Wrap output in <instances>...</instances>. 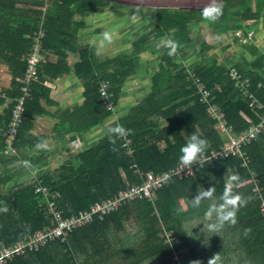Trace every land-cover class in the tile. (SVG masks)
Wrapping results in <instances>:
<instances>
[{
  "label": "trees",
  "instance_id": "obj_1",
  "mask_svg": "<svg viewBox=\"0 0 264 264\" xmlns=\"http://www.w3.org/2000/svg\"><path fill=\"white\" fill-rule=\"evenodd\" d=\"M236 1L241 2L237 8H233ZM108 4L110 2L102 0H0L2 55L7 56L3 50L6 45L19 44L17 40L23 39L29 29L34 35L43 25L46 33L44 55H47V59L58 57L53 64L50 61L44 64V60L40 64V78L32 85V97L25 101L24 122L15 142L22 131L30 127L32 118L43 114L40 100L49 91L42 82L44 68L49 67L50 70L54 66L59 68L64 65V70L70 72L69 53L79 55L80 60L74 69L79 77L87 81L86 104L91 110L85 131L115 114L101 98L103 80L112 81L118 106L127 81L136 71L137 61L158 38L170 36L180 50L195 41L189 25L207 22L201 18L200 10L159 8L157 26L152 33L134 43L132 53L101 63L96 50L77 42L82 22L77 23L75 19L86 13H102ZM262 13L264 0H252V6H249V0H225L221 18L207 23L210 28H217L219 33H237L245 28L247 35L253 27L248 22L258 20ZM12 24L27 25L29 28L23 26L24 31L13 32L20 26ZM32 43L31 40L28 55ZM210 48L205 44L204 51ZM175 55L166 52L160 77H168L166 62L173 64ZM263 64L264 57L259 56L246 66H236L249 79V92L263 102L261 109L243 94L231 79L229 69L221 66L218 60L201 63L194 69L207 87L214 91L216 98L211 103L222 109L227 124L238 134L258 124L264 115V88L259 87L260 83H264V73L261 72ZM25 69L27 62L17 77L22 76ZM174 78H177V86L170 89V84L165 87L158 84L155 92L123 119L122 125L117 128H123L124 134H108L97 146L79 156L77 168H66L67 172L61 180L56 181L54 177L45 175L41 181L12 190L7 198V209L0 202V249L27 240L38 231L53 226L51 204H55L64 217L69 218L141 184L143 178L140 173H162L177 167L181 163L180 147L193 133L207 140L204 157H209L214 149L223 147L226 139L220 123L210 116V105L201 100L198 84L194 79L188 80V75L182 70L177 71ZM18 84L15 77L14 90L8 92L11 97V121L14 99L22 94ZM217 86L222 90H218ZM185 105L187 107L180 111ZM11 121L4 130L5 134ZM162 122H167V125L163 126ZM126 133H129L132 142L133 156L129 155L126 147ZM245 151L250 158L246 167L241 159L236 158L221 159L214 166L206 163L203 168L197 169L194 177L174 180L159 189L156 200L137 201L103 219L95 217L93 223L77 229L68 242H52L40 251L17 256L6 264H89L85 261L84 252L90 250L91 246L96 249L95 252L99 251L98 244L104 245L102 240L99 242L93 238L98 236L103 239L99 231L106 233V239L114 246L111 255L116 253L118 245L125 249L129 260L125 264H264V134ZM232 171H236V178L231 176ZM211 183L214 186L210 189L213 197L202 201L198 208H193L191 196H195L198 190L210 188ZM39 186L49 190V197L37 192ZM226 190L233 196L242 197L245 203L236 210L234 222H226L215 229L218 233H214L217 213L223 207L220 197ZM206 213L210 214V219H205ZM133 217L136 222L129 226ZM201 220H204L205 228ZM169 230L173 231L174 236L170 243L164 236ZM82 240L84 245L80 244Z\"/></svg>",
  "mask_w": 264,
  "mask_h": 264
},
{
  "label": "crops",
  "instance_id": "obj_2",
  "mask_svg": "<svg viewBox=\"0 0 264 264\" xmlns=\"http://www.w3.org/2000/svg\"><path fill=\"white\" fill-rule=\"evenodd\" d=\"M24 12L27 13V11ZM27 27L25 25V28ZM37 32L33 35L31 29H29L28 34L23 36V39L17 40L19 43L17 44L18 52L14 57H7L0 53V202L5 209H7V198L17 186L21 187L36 183L41 181V178L45 175H50L56 181H59L62 175L67 172L66 168H77L79 156L97 146L104 137L112 133L111 131L106 134V131L121 126L123 119L129 117L136 106L154 93L158 84H163V87L170 84V89L172 86H177V78H174L177 75V71L174 64L166 62L169 75L168 77L159 76L162 70L161 66L165 61L163 60L164 55L169 51L165 50L162 53V60L159 62L160 70H155L153 74H150V72H144L143 74L142 67L146 64L142 60L143 57L141 55L137 61L135 73L127 81L123 89L119 102L121 107L117 110L118 115L112 116L99 125L84 131L85 126L90 122L88 114L91 111L86 104L87 81L79 77L74 69L75 64L80 60L79 55L75 56V54L71 55L69 53L71 55L68 59L70 72L64 70V65L59 66V68L54 66L50 70L49 67L44 68L42 82L49 91L46 92L47 96L40 100V104L44 109L43 114L35 115L32 118L30 127L25 128L14 143V151H9L4 131L8 122L11 121V97L8 92L11 89L14 90V79L21 72L25 60H27V48L30 45V41L32 40L33 42ZM1 47L2 45L0 44ZM251 48L258 54L255 55V59L246 63L253 62L259 56L264 57V51H259V48L257 49L253 45ZM175 53V59L181 56L180 50L174 51L172 55ZM45 59H47L46 55ZM45 59L44 64L48 61H50V64L58 61V57L55 56ZM50 64L48 65L50 66ZM220 65L222 66V64ZM233 67L236 66L234 65ZM185 70L182 71L186 73ZM261 72L264 73V64ZM136 80L143 83H146V80L147 82L150 80L151 84L149 86L147 84L145 87L146 90L149 89L147 90L148 93H145L144 96L142 95L134 104L135 100L129 97V91L134 90L137 94L145 92L144 88L141 89L140 86L135 85L134 81ZM129 98H131L130 101L128 100ZM260 103L263 106V102L260 101ZM186 107L185 105L180 111ZM161 124L166 126L167 122H162ZM231 176L236 178V171H232ZM229 182L232 183V180ZM210 187H213V183L210 184ZM135 222L136 218L133 217L129 226H132ZM98 234L103 236L104 240L99 239L98 236L93 238L98 239L99 242L102 240L104 245L99 246L98 244V249L100 248L101 250L96 252V249L92 248V246L90 250L85 251V261L89 264H125L129 261L125 249L120 245H118L116 253L111 255L114 251V246H111L110 241L106 239V233L101 234L99 231ZM80 244L84 245V240ZM104 246H106V249H103Z\"/></svg>",
  "mask_w": 264,
  "mask_h": 264
},
{
  "label": "built area",
  "instance_id": "obj_3",
  "mask_svg": "<svg viewBox=\"0 0 264 264\" xmlns=\"http://www.w3.org/2000/svg\"><path fill=\"white\" fill-rule=\"evenodd\" d=\"M41 26L42 27H40L39 31L34 36L32 49L29 52L27 60H25V62H27V69H25L22 76L16 77V81L19 83V89L22 94L14 99L15 103L12 109V121L6 132V144L9 151H14V142L18 131L24 122L25 101L32 97V85L40 78L39 66L45 57L44 40L46 38L45 29L43 28V25ZM186 73L189 80L194 79L195 83L198 84L200 92L202 93L201 100L210 105L208 108L210 116L220 123L221 131L226 139L225 145L221 148L214 149L209 157H203L201 165H199V162L197 161L184 168V165L181 162L177 167L170 169L167 172L140 173L143 178L141 184L130 187L128 190L121 192L114 199L97 203L90 210L81 212L78 215L65 218L63 212L60 211L55 204H51L52 213L54 215L53 226L38 231L27 240L19 241L12 246H2L0 249V264H6L7 261L12 260L17 256L40 251L41 249L48 247L52 242H68L77 229L90 225L95 220V217L103 219L119 210L121 207L137 201H154L159 189L172 183L174 180L182 181L194 177L197 169L203 168L206 163H210L214 166V164L221 159L231 158L241 159L244 167L250 163V158L245 149L259 136L264 134V115L260 117L258 124L252 125L245 132L240 134L236 133L233 127L227 124L222 109L217 104L211 103L212 100L216 98L214 91L209 89L206 83L203 82L194 71L190 70V72ZM229 75L243 94L246 97H249L253 104H256L258 109H261V103L257 100L256 96L247 89L250 84L249 79L244 77L236 67L229 69ZM259 87L264 88V83H260ZM112 88V81L105 79L101 82L100 93L107 108L115 111L117 105L115 101V93ZM217 89L222 90L220 86H217ZM125 138L127 141L126 147L128 148V153L130 156H133L134 151L131 149L132 142L129 138V133L125 134ZM37 192H43L49 197V190L45 187L39 186ZM164 236L167 242H172L174 238L173 231H166Z\"/></svg>",
  "mask_w": 264,
  "mask_h": 264
},
{
  "label": "rangeland",
  "instance_id": "obj_4",
  "mask_svg": "<svg viewBox=\"0 0 264 264\" xmlns=\"http://www.w3.org/2000/svg\"><path fill=\"white\" fill-rule=\"evenodd\" d=\"M246 1L248 2V0ZM240 2L236 1L232 7L237 8ZM249 6H252V0H249ZM157 9L151 6H127L110 2V4L104 6L102 13H86L75 19L77 23L82 22L81 27L78 29L77 42L82 46L89 45L90 48L96 50L101 63L132 53L134 43L143 36L152 33L157 26ZM248 23H251L253 27L247 35H245V28L239 29L237 33L234 31L219 33L217 28H210L207 22L191 23L189 27L193 31L195 41L180 49L181 56L172 60L175 68L177 67L176 71L187 68L185 72H190L199 64H206L214 59L218 60L219 64L227 69H231L238 64L245 66L246 62L255 59V55L258 54L251 48L252 45L256 46L257 49L259 48V51H264V13L259 20H251ZM14 26L20 27H16L13 32L24 31L25 29L23 28L25 25ZM105 32L111 37L108 41L102 39ZM155 38L151 37V39ZM166 39H171V37L158 38L147 53L144 56L142 54V60L146 64L142 67L143 74L144 72L153 74L155 70H160L161 55L165 50H168L167 47L161 44V41ZM205 44L211 47L206 52L204 51ZM3 50L6 51L7 57H14L18 52V47L17 45H6ZM175 51L179 50L176 48ZM75 56H78V54H75ZM182 66L184 67L182 68ZM134 82L141 89H145L147 84L148 86L151 84L150 80L148 82L146 80V83L139 80ZM147 90L145 89V92L140 94L131 90L129 91V97L134 98L135 104L142 95L148 93ZM128 100L130 101L131 98ZM119 104L116 106L114 116L118 115L117 110L121 107V104ZM110 132L108 130L106 134Z\"/></svg>",
  "mask_w": 264,
  "mask_h": 264
},
{
  "label": "clouds",
  "instance_id": "obj_5",
  "mask_svg": "<svg viewBox=\"0 0 264 264\" xmlns=\"http://www.w3.org/2000/svg\"><path fill=\"white\" fill-rule=\"evenodd\" d=\"M223 12L224 0H206L204 6L200 9V16L207 22H216L221 18ZM102 39L108 41L111 39V37L107 32H105L103 33ZM161 44L169 49V55H172L176 49V42L171 39L162 40ZM110 131L115 132L117 135H122L124 134L125 130L123 128H114ZM206 149L207 140L196 133L191 134L188 140L180 147L179 150V159L183 163L184 168L197 161L199 162V165H201ZM213 187L204 189L203 191L198 190L195 196H191V206L193 208H198L202 201L211 199L213 197V192L210 191V189ZM220 198L223 201V207L217 213L216 225L213 226L214 233H218L215 231V229L222 227L226 222H234L236 210L240 205L245 203L242 197L239 195L233 196L227 190L221 195ZM210 218V214L206 213L205 219ZM200 222H203V228H205L204 220H201Z\"/></svg>",
  "mask_w": 264,
  "mask_h": 264
},
{
  "label": "water",
  "instance_id": "obj_6",
  "mask_svg": "<svg viewBox=\"0 0 264 264\" xmlns=\"http://www.w3.org/2000/svg\"><path fill=\"white\" fill-rule=\"evenodd\" d=\"M127 6H151L180 10H200L206 0H102ZM225 1V0H224Z\"/></svg>",
  "mask_w": 264,
  "mask_h": 264
}]
</instances>
